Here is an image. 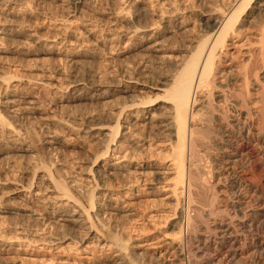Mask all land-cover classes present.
Instances as JSON below:
<instances>
[{"label":"bare ground","instance_id":"1","mask_svg":"<svg viewBox=\"0 0 264 264\" xmlns=\"http://www.w3.org/2000/svg\"><path fill=\"white\" fill-rule=\"evenodd\" d=\"M21 1L0 0V89L4 92V100L0 101V146L21 140L18 149L24 157L34 160L39 151L33 145L37 125L32 119L38 118L40 125L51 133V136L44 137L43 149L48 152L62 151L67 143L65 135L61 137L59 133L68 130L80 134L78 130H84L85 138L82 137L84 134L80 136L84 140L91 139L87 140L89 145L82 142L74 148L78 152L93 154L91 165L85 172V185H81L77 177L66 176L68 168L55 165L56 162L52 165L42 162L44 164L39 168L43 175L34 168L31 179L17 182V191L22 194L19 196H22L25 205L33 207L29 211L31 217H41L44 226H62L70 230L62 236H42L37 229L21 226L16 230L17 235L27 240L38 238L33 240H42L44 245L52 246L50 250L54 253L91 255H81L77 259L66 257L54 260L53 257L55 263L38 257L39 261L37 258L34 260L36 264H96L90 259L98 250L109 255L110 264H138L140 256L144 257L146 251H135L112 231L106 230L113 216L134 215L129 202L122 200V196L133 190L131 188L140 182V178L121 183L117 186L121 190L118 192H114L115 187H110L106 181L138 173L144 176L141 182H146V176L151 174L147 171L149 165L138 163L141 159L139 151L143 147L140 142L143 140L132 131L137 120H141L147 128L157 126L167 131L168 140L160 144L173 146L174 162L168 168H159L153 173L164 181L168 179V174L174 175L167 182L166 198L176 205L181 204L178 215L171 223L175 237L164 236V240L144 244L147 250H152L147 257L150 255L151 261L169 258L168 264H264V0H159L157 5L154 4L156 0H125L130 4V16L125 13V8L120 7L109 14L115 21H127L129 25L115 26L105 31L98 40L105 46L127 38L133 46L141 47L144 51L141 65L143 69L148 70L149 67V72L156 77L155 88L144 85V81L125 86L123 79L113 75L102 79L98 77V71L96 76L91 69L87 73V81H72L74 86L77 82L79 89L85 92L84 97L76 99L71 95H60L57 99L52 97L54 102L49 100L48 90L53 85L62 92L59 90L62 85L60 80L65 77L60 76L62 78H57L60 82L53 84L54 75L49 77L52 72L49 71L48 75V70H35L34 64H31L33 61L30 65L35 71L26 70L27 67L24 68L17 60L20 56H27L29 51L25 46L47 44L49 48L45 46L43 50L48 49L54 57L82 65H85L83 62L98 61L102 57L98 53L101 49L98 52L90 49L69 52L55 50L56 46L52 47L47 39L44 44L42 40L46 37L41 40L42 36H38L33 26L30 27L32 29L27 26L25 18L19 24L18 19H14L16 13L22 11ZM92 2L71 0L68 10L74 15L79 8L92 6ZM48 4L49 1L44 2V5ZM46 9H39L43 19L60 26L63 16L52 14L53 17H50ZM192 16L196 18L195 23L191 21ZM196 28L198 33L193 34ZM85 32L94 36L97 30L95 26L87 25ZM175 33L182 34L183 38L184 34H189L185 36L187 43H184L185 40L180 44L173 42L170 38ZM114 56L106 54L103 58L111 65V61L117 58ZM4 60H9L6 65L1 64ZM56 72L61 71L58 69ZM63 84L62 88H65ZM147 88L156 89L160 94L155 93L154 99L151 91L145 92ZM112 96H116L121 105L116 103L117 107L107 111L103 108L108 127L101 125L93 128L95 124L87 116L83 121L87 125L82 129L76 119L78 124L69 118L58 117V111L50 112L49 106V110L48 107L42 108L49 100L48 103L57 108L66 109L67 104L72 106L75 103L83 109L81 106L90 104L94 99ZM155 135L157 133L151 132L146 138ZM93 146L95 148L90 150ZM134 162L138 166L134 167ZM45 180L47 183H42ZM8 183L7 177L1 179L0 189ZM48 190L52 193L45 196ZM48 199L54 201L45 208L46 211L44 209L46 215H43L41 208L48 204L45 203ZM106 199L109 202H104ZM6 202L0 196V218L7 213ZM79 230H87L89 235L80 237L75 233ZM133 231L139 238L143 230ZM5 235L0 234V248L10 250L16 242ZM143 242L139 241L134 247H141Z\"/></svg>","mask_w":264,"mask_h":264},{"label":"rangeland","instance_id":"2","mask_svg":"<svg viewBox=\"0 0 264 264\" xmlns=\"http://www.w3.org/2000/svg\"><path fill=\"white\" fill-rule=\"evenodd\" d=\"M45 1L46 2L49 1L48 6L44 5ZM50 1L51 0H23V1H21L22 8L20 9L22 11H19V13L18 14L16 13V15L14 14L15 15L14 19H18L17 23L19 21H20V23H22L23 20L26 19L25 22H27V26L29 28L33 26L32 28L33 29L35 28V30H37L38 36L40 38L42 36L41 40L46 37L45 40H42V42L44 44L47 42L52 43V47L54 45L57 47L56 48L54 46L55 50L69 51V52L70 51L74 52V50H75V52H80V50L83 51L85 49L86 50L90 49V50H95L96 52H98L101 49L98 53L100 55H102V57H100L101 59L100 58L97 59L98 61L83 62L85 65H82V63H74L73 61H70L67 59H63V60H65V61H63L60 57H57V56L54 57L55 55H53L48 49H46L47 51L43 50V49H45V46H46V48H49V46L47 44L43 45V46H38V45L35 46L34 44H30V45H32L31 47H30V45H28V47L26 45L25 49H27L29 51L27 56H20L19 58H17V60L23 65V67L24 68L27 67L25 69L26 70L29 69L28 71H35L37 69H40L43 71L48 70L46 73H48L49 71H50V73L52 72V74L49 77H52V75H54L52 78L53 84L61 81L60 85L61 84L62 85H61V88L59 90H62V92L58 91L57 87L54 88L53 85H52V88L51 87L49 88L50 91L48 90L49 93L48 92L47 93L49 94V96H51V97H49L50 101L54 102L53 98L57 99L61 96L63 97L64 95H71V96H74V98H76V99L84 97L85 92L83 90L79 89V87L77 86V84H78L77 82H75V86H74L72 81H76V80L87 81L86 79H89L87 76V73H89V71L91 69L95 74L97 73L96 71H98L99 76H98V74H96V76H98V77L101 76L102 79H103V77L104 78H106V76L111 77L112 75H113L112 77H117L119 79L121 78V80L123 79L122 84H124L125 86H132L137 81H138L137 82L138 84H142V82L144 81L143 82L144 85L155 88V86H156L155 84H157V79H155L156 77L153 76L154 75L153 73L151 74L149 72L150 71L149 67L147 70V68L143 69V67L141 65L144 62V60H143L144 59V51H142L141 47L133 46L129 41H127V38L124 39L123 41L120 40L121 42H118V43L115 42L114 44L109 43L108 45H105V46H102L100 41L98 40V39H100L99 36L103 35V33L105 34V31L108 32L110 29L115 28V26L120 27V26L126 25V24L129 25V23H127V21H122V20L115 21L112 17L110 18L111 15L109 14V12L116 11L120 7V8H125V10H126L125 13L128 16H130L129 14H131L130 13L131 9H130V4L126 3L127 1H125V0L124 1L123 0H93L92 6H89L86 9L84 7L79 8L78 11H76V14H74V15L72 14V12H69L70 8H68V4H70L71 0H52L51 2ZM159 2H160L159 0H156V1H154V4L157 5ZM42 3H43V5H42ZM39 9H41V10L43 9L44 11L46 9V11L48 12V15L50 17L52 14L54 16H63L64 19L62 20V23H64V24L62 25V23L60 22L59 23L60 26L56 27L55 23H52V22L49 23V20L43 19V15L40 14L41 10L39 11ZM129 10H130V12H129ZM22 12H23V14H22ZM49 12H51V13H49ZM25 14H27V15H25ZM4 15H6V14H4ZM53 15H52V17H53ZM9 18H12V16H9ZM23 18H25V19H23ZM194 20L196 21V18L194 16H192L191 21L193 23H195ZM66 25H67V27H66V29H64V27ZM87 25L95 26V28L97 30V32H95V35H94L95 37L92 36L91 34H88L85 32V26H87ZM60 27L61 28L63 27V28L61 29ZM32 28H30V29H32ZM107 32H106V34H108ZM194 32L195 33H193V34L198 33V28H196L194 30ZM187 35H189V34H186V35L184 34V38H183L182 34L175 33L173 35L171 34L172 38H170V39H172L173 42L178 41V44L184 42V40H185L184 43H187V41H186L187 38L185 39V36L188 37ZM46 39H47V42H46ZM60 42L62 45L60 44ZM115 44L117 46H115ZM96 46H98L99 49ZM111 46H113V47H111ZM33 47H34V49L32 50ZM58 47H60V48L58 49ZM36 48H38V49H36ZM93 48H96V49H93ZM76 49H79V50H76ZM104 52L105 53L107 52L106 53L107 56L113 57L115 55L117 57L116 60L114 59V61H111V65L109 63V65L111 67L107 64L108 62L105 60V58H103V57H106V54H104ZM109 54H111V55H109ZM103 55H105V56H103ZM25 58H27V60H29L30 62L26 61ZM42 58L45 59L47 62L43 61ZM50 60H52V61H50ZM100 60H102V61H100ZM8 61L4 60L5 64H4V62L1 61V64L3 63V65H6V63ZM26 62H28V63H26ZM42 62H43V64H41ZM30 63L34 64L35 67H33V68L35 70L32 68L33 65H30ZM35 63H37L38 65L37 64L35 65ZM87 63H88V66L86 67ZM28 64H29V66H28ZM51 65H52V67H51ZM95 65H97V66H95ZM37 66H39V67H37ZM46 66H48V67H46ZM81 66H84V67H81ZM92 66L95 68H93ZM40 67L41 68L43 67V68L41 69ZM106 68H107V70L109 68V71H107ZM58 69H59V72L61 71L60 73L56 72V71H58ZM62 71H64L65 73ZM100 71H101V73H100ZM106 72H107V75H106ZM50 73H48V75ZM65 74H67L68 76ZM102 74H103V76H102ZM84 75H86V77ZM60 76L65 77V78H62ZM81 77H83V78H81ZM38 78H40V77H38ZM57 78H59V79L62 78V80L58 81L59 79L57 80ZM62 81L65 83V88H62V87H64V84ZM67 84H68V86H67ZM69 84H71L74 87H72V86L69 87L70 86ZM53 90L55 92L56 91H58V92L55 93V92H53ZM63 90H64V92H63ZM67 90H68V92H67ZM145 90H146L145 92L151 91L153 93L151 95L154 96L153 97L154 99L156 97L155 93L160 94V92L156 89L150 90V88L149 89L147 88ZM1 91H3V90L0 89V101L4 100V92H1ZM65 91H66V93H65ZM82 91L84 93H82ZM61 93H63V94H61ZM78 96H80V97H78ZM252 97L254 98V95ZM136 98L137 97H135V99ZM135 99L130 98V100H135ZM49 100H48V102H49ZM104 101H106V102H104ZM118 101L119 100L116 98V96H112V97L106 98V99H103L102 97H100V98L94 99L93 102H89L90 104L87 103L86 105L81 106V107H83V109L80 108L79 105H75V103H73L72 106H71V104H69V105L67 104L66 109H65V107H58L57 108L56 106H53V103H48V102L46 103L47 105L46 104H45V106L42 105L43 106L42 108H44V107L46 108L49 106L50 112L55 113L56 111H58V112H56L58 114L57 115L58 117L69 118L71 121L75 122L76 124H78V122H79V125H80L79 127L80 128L82 127V129H83V127H86V125H87V123H85L83 121H84V118L87 119V116H88L89 117L88 120H91V122H93L95 124L93 126V128H96L97 126H101V125L107 126L108 125V122H107L108 118L105 114H103V112L107 111V109L108 110L114 109L115 107L121 105L120 101L119 102ZM116 103L118 104L117 106H116ZM51 104H52V107L50 106ZM49 107H48V110H49ZM51 108L55 109V110L52 111ZM61 108H63V109H61ZM103 108H104V111H103ZM105 108H106V110H105ZM83 111L84 112L86 111V112L84 113ZM70 114H72L73 117L70 116ZM75 114H77V115H75ZM83 114H84V117H83ZM88 114H92V115H88ZM100 114H101V116H99ZM59 115H61V116H59ZM78 117H80V119ZM91 117H93V118H91ZM74 119H76V121H78V122H76ZM81 119H83V120H81ZM80 121H81V123H80ZM32 122L33 123L35 122L34 123L35 126L36 125L38 126V127L36 126V129L34 130L35 131L34 132V135H35L34 142L35 143L33 142L34 143L33 145H34L35 149H38L39 154L36 158H34V160L33 159L29 160L28 158L24 157L22 155L23 152H21L18 149V148H20L21 140L11 141L8 143V145L6 144L4 146H0V147H2L0 149V153H1L0 154V180L6 179V177H7L8 182H9L7 185L2 186L0 189V196L3 197V199L5 198V201H7V202L9 201L8 203L6 202V205H4L5 207H7V213L3 217L0 218V229H1V231H2V229L4 230V232L2 231V232H0V234L1 233L6 234L5 236H7L9 238L11 237V239H14V242H16V246H14V248H12L10 250H6L5 248L4 249L0 248V264H7V263L12 264L13 262L16 264L17 263H19V264H22V263L23 264H36V261H34V260H36V258H37L39 261L38 257H40L41 260H43V259L46 261L48 260L47 261L48 263H55L56 261H53V257H54V260L66 258V257H69L70 259H77V258L81 257V255H90V254H86V253H83V254L64 253L62 251L54 253L52 250H50L52 248V246L44 245L43 243H41L42 240L34 241L33 239H38V238H33V237H30L27 240L26 238H22L21 235H19V234L17 235V233H16L17 228H19L21 226L26 227L28 229H37L42 234V236H57V235L62 236L66 232L70 233V230L67 227L56 226L54 228L53 227L51 228L48 225L44 226V222L41 219V217L39 219H35L34 217H31L29 211L32 210L33 207L25 205V201L22 199V196H19L21 193H18V191H17V187H18L17 182L20 179H24V180L25 179L28 180V178L31 179V177H32L31 173H33L34 172L33 170H35L36 168H37L36 170H37L38 174L43 175L42 174L43 172H41V170L39 168V167H42V165L44 164L42 162H45V164H47V165H52L56 162L55 165L61 166L65 169L68 168V175H66L64 173H63V175H66L69 177L72 176L71 178L77 177L79 179L78 180L79 183L81 185L82 184L85 185L87 183L84 180L85 176H86L85 172L88 171V169L91 165V162L93 160V154H91L89 152L86 153L84 151L78 152L74 148V146H79V145H82L83 143H86V145L87 144L89 145V142H87V140L91 141V139H86V140L83 139V138H85L84 130H78V131H80V134H79V132H77V134H76L75 133L76 131L72 132V131H68V130H65L61 134L59 133V135H61V137L65 135L64 140H66L65 142L68 145L66 144V146L64 147V150H62V151H53V150L51 151L50 150L48 152L47 150L43 149V144H44L43 139H44V137L51 136V135H49L51 133L48 132L49 130L47 128H45V126L42 127V125H40L41 122L38 118L32 119ZM141 122H142L141 120H137V122L135 123L133 130H132L133 132L137 133V136H139L140 139L143 140V142L142 141L140 142L141 144H143V147L140 148V151H139V158H141V159L138 160V163H142V165H144V164L149 165L150 167H148L147 171L151 172V174L146 176V177H148L147 178L148 180L146 182L145 181L141 182V180L144 176H140L138 173H136V174L132 173V174L126 175L124 177L111 178V179H108L106 181L107 184L110 185V187H115V189H114V192H115V190L121 191L120 189L117 188V186H119L121 183L127 182L129 180H135L136 178H140V182L136 183L135 185H133L134 187L131 188L133 190L129 191L127 194H124L125 197L122 196V200L125 199L126 201L129 202L130 208L133 209L134 215H128V216H124V217L113 216L108 221V228L106 230L112 231L113 234H115L118 238L127 242L130 245V247L133 248L135 251H138L139 253L146 251V254L144 255V257H141V256H143V255H141L140 258L138 259V261H137L138 264H162V263L168 264L169 262L167 260H171L169 258H165L164 260L151 261L150 255L148 257H147V255L150 252H152V250H147L148 247H147V245H144V244H147V243L149 244L152 241L164 240L165 239L164 236H166V238H174L175 237V231L171 227V223L174 221V219L178 215V211L181 207V204L176 205L175 202H173L170 199H167L166 195H167L168 191H166L167 189H165L167 184H168L167 182L169 181V179H172L174 177V175L168 174V179L166 181H164L157 174L153 173L154 170L156 171L159 168L160 169L168 168L169 165L174 162V158H173L174 148L171 145L170 146L165 145V143L160 144L161 142L168 140V135H166L167 134L166 130L161 129L160 127H157V126H153L152 128H147V126H144L143 123H141ZM81 124H82V126H81ZM80 128H78V129H80ZM151 132H155V133H157V135H155V137H152V138L151 137L146 138V136ZM78 135H79V137H78ZM80 135H83L82 136L83 138H81ZM143 137H144V139H143ZM82 139H83V141H81ZM158 143H159V145H157ZM149 144H151V147H149ZM5 146H7V147H5ZM72 148H73V150H72ZM93 148H95V147L93 146L92 148H89V149L92 150ZM6 152H8V153H6ZM91 152L93 153V151H91ZM5 155L8 157H6ZM65 160L67 162H65ZM71 164H72V166H71ZM132 165L134 167L138 166V164H136V162H134ZM134 167H132V170L134 169ZM12 181L13 182L16 181V182L13 183ZM42 183H47V180L43 181ZM51 193H52V190H48V191H45L44 194L46 196L47 194L50 195ZM51 201H54V200L48 199V201L45 202L48 204H46V206L44 205L41 208L42 209L41 214L46 215L45 211L47 209H45V208L49 207V204L51 203ZM104 202H109V200L106 199V200H104ZM44 209H45V211H44ZM38 216H41V215L38 214ZM38 216H37V218H38ZM66 223H68V222H66ZM134 229L143 230L140 233L141 239H140V237L138 238V236H135V231H133ZM75 233L80 237H84L85 235H87V236L89 235V234H87L88 233L87 230H79L78 232H75ZM142 234H143V236H142ZM15 239H18L19 242ZM30 240H32V241H30ZM87 240H89V239H87ZM146 240H149V241L143 242ZM139 241L143 242V244L141 243L142 246L141 247H138V246L134 247V245L136 246V243H138ZM156 255L158 256L159 254L156 253ZM108 256L109 255L106 252H101L98 250L97 253H95L94 258L90 259V261L93 260V262L95 261L96 264H107L110 262V258ZM154 256H155V254H154ZM50 259H52V260H50ZM47 262H43L41 264H44Z\"/></svg>","mask_w":264,"mask_h":264}]
</instances>
